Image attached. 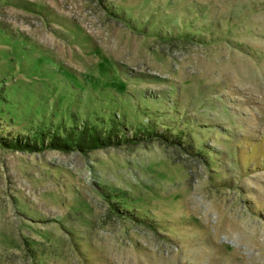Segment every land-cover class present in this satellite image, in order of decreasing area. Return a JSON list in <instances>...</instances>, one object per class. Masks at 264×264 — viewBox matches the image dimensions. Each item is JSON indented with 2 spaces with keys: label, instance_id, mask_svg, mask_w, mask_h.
I'll list each match as a JSON object with an SVG mask.
<instances>
[{
  "label": "rangeland",
  "instance_id": "1",
  "mask_svg": "<svg viewBox=\"0 0 264 264\" xmlns=\"http://www.w3.org/2000/svg\"><path fill=\"white\" fill-rule=\"evenodd\" d=\"M0 264H264V0H0Z\"/></svg>",
  "mask_w": 264,
  "mask_h": 264
},
{
  "label": "trees",
  "instance_id": "2",
  "mask_svg": "<svg viewBox=\"0 0 264 264\" xmlns=\"http://www.w3.org/2000/svg\"><path fill=\"white\" fill-rule=\"evenodd\" d=\"M112 125L114 124L109 122V125L104 127V132L100 131L96 125L91 124L81 126V131H77L76 127L67 128L68 130L64 128L61 132L63 134L62 137L58 134V136L54 135L49 138V145L51 144L54 148L53 150L61 152L77 149L85 153L98 148H105L106 146H119L120 140H118L119 138L116 135H113L114 132L112 133V130L114 129H111ZM150 133L147 131L146 134L150 135ZM4 147L15 151H31L34 148V146L20 145L17 142H9Z\"/></svg>",
  "mask_w": 264,
  "mask_h": 264
}]
</instances>
